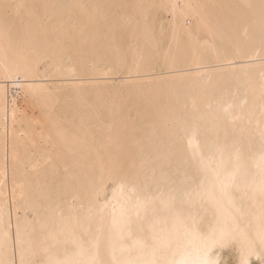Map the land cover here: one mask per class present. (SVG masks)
Instances as JSON below:
<instances>
[{
  "label": "bare ground",
  "instance_id": "bare-ground-1",
  "mask_svg": "<svg viewBox=\"0 0 264 264\" xmlns=\"http://www.w3.org/2000/svg\"><path fill=\"white\" fill-rule=\"evenodd\" d=\"M262 175L264 0H0V259L152 260L226 182L254 233Z\"/></svg>",
  "mask_w": 264,
  "mask_h": 264
},
{
  "label": "snow or ice",
  "instance_id": "snow-or-ice-1",
  "mask_svg": "<svg viewBox=\"0 0 264 264\" xmlns=\"http://www.w3.org/2000/svg\"><path fill=\"white\" fill-rule=\"evenodd\" d=\"M7 10L10 6H3ZM234 184L225 183L222 186V197L226 203H220L214 222L204 226L195 219L191 222L177 219L182 224V231L165 229L160 233H153L151 242L147 240L137 241L140 251H149L153 255L152 260L130 261L128 264H224L217 253L226 247L240 246V264H255L252 257H256L259 264H264V175L260 183L252 187L246 193L248 199L259 200L258 229L251 230L250 225L245 226L247 216L243 204L237 205L232 195ZM114 227L122 233L127 227L125 223L113 221ZM87 232V228L84 229ZM79 255L86 252L80 241L76 242ZM5 258L0 259V264H11L6 258V243L3 245ZM159 254L162 259H155ZM179 256V259L176 257ZM170 257V258H167ZM215 257V258H214ZM21 264H25L22 260ZM55 264H105L98 257L91 259H78L71 261H56Z\"/></svg>",
  "mask_w": 264,
  "mask_h": 264
},
{
  "label": "rangeland",
  "instance_id": "rangeland-1",
  "mask_svg": "<svg viewBox=\"0 0 264 264\" xmlns=\"http://www.w3.org/2000/svg\"><path fill=\"white\" fill-rule=\"evenodd\" d=\"M105 65V64H104ZM102 66V65H101ZM104 66H102V68H103Z\"/></svg>",
  "mask_w": 264,
  "mask_h": 264
}]
</instances>
